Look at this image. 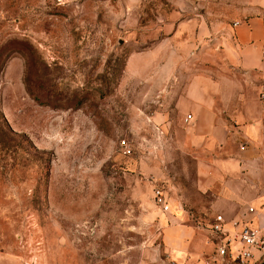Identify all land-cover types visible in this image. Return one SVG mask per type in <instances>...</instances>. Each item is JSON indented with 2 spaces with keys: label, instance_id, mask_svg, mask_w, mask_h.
<instances>
[{
  "label": "rangeland",
  "instance_id": "rangeland-1",
  "mask_svg": "<svg viewBox=\"0 0 264 264\" xmlns=\"http://www.w3.org/2000/svg\"><path fill=\"white\" fill-rule=\"evenodd\" d=\"M246 1L0 0V264H174L166 216L210 251L205 226L234 209L214 205L218 161L187 142L168 91L221 69L172 45L194 27L211 39L186 23L230 22Z\"/></svg>",
  "mask_w": 264,
  "mask_h": 264
},
{
  "label": "crops",
  "instance_id": "crops-1",
  "mask_svg": "<svg viewBox=\"0 0 264 264\" xmlns=\"http://www.w3.org/2000/svg\"><path fill=\"white\" fill-rule=\"evenodd\" d=\"M186 24H198L200 36L211 33L209 29L213 35L196 45L194 27L184 43L172 45L177 54L180 49L190 50L193 60L199 56L208 62L218 57L222 71L192 73L180 89L168 91L183 136L200 156L218 161L215 178L220 188L214 205L227 212L234 209L228 217H237L245 202H254L258 212L245 217L264 222V0H247L230 22L207 26L190 19ZM181 27L177 23L172 35ZM227 145L233 146L232 150ZM163 219L158 222L169 260L206 264L203 258L209 250L199 254L189 245L192 229L175 216ZM194 253L197 258L192 259Z\"/></svg>",
  "mask_w": 264,
  "mask_h": 264
},
{
  "label": "built area",
  "instance_id": "built-area-1",
  "mask_svg": "<svg viewBox=\"0 0 264 264\" xmlns=\"http://www.w3.org/2000/svg\"><path fill=\"white\" fill-rule=\"evenodd\" d=\"M188 117L187 114L184 120ZM239 147L242 148L243 145L240 144ZM152 197L162 212L168 209L161 188L153 187ZM257 206L254 202H245L240 216L226 218L222 213L213 216L212 221L205 226V237L210 245V251L203 258L204 263H264V222H251L247 216L245 217L255 215L258 212Z\"/></svg>",
  "mask_w": 264,
  "mask_h": 264
}]
</instances>
